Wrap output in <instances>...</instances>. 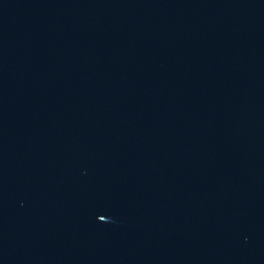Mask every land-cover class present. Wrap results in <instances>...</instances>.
<instances>
[{"label": "water", "instance_id": "obj_1", "mask_svg": "<svg viewBox=\"0 0 264 264\" xmlns=\"http://www.w3.org/2000/svg\"><path fill=\"white\" fill-rule=\"evenodd\" d=\"M0 264H264V0H0Z\"/></svg>", "mask_w": 264, "mask_h": 264}]
</instances>
